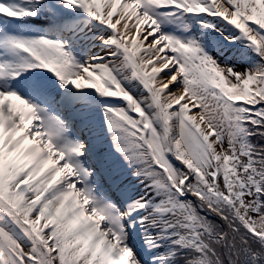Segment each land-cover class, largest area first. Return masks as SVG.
<instances>
[{
	"label": "snow or ice",
	"instance_id": "snow-or-ice-1",
	"mask_svg": "<svg viewBox=\"0 0 264 264\" xmlns=\"http://www.w3.org/2000/svg\"><path fill=\"white\" fill-rule=\"evenodd\" d=\"M0 264H264V0H0Z\"/></svg>",
	"mask_w": 264,
	"mask_h": 264
}]
</instances>
